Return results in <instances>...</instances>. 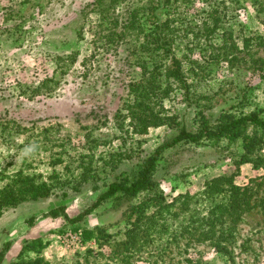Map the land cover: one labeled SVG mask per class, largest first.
<instances>
[{
	"label": "rangeland",
	"instance_id": "obj_1",
	"mask_svg": "<svg viewBox=\"0 0 264 264\" xmlns=\"http://www.w3.org/2000/svg\"><path fill=\"white\" fill-rule=\"evenodd\" d=\"M94 1L0 0V189L20 172L55 186L49 197L4 208L0 250L9 247L0 264L37 257L42 264H231L215 245L218 235L210 237L230 226L233 238L222 244L235 264H264V160L240 165V142L178 143L165 150L154 174L164 202L144 206L139 224H134L138 199H108L75 224L44 216L60 205L70 217L83 212L104 184L132 174L140 158L172 141L180 128L132 131L135 95L129 84L143 76L139 58L149 52L130 34L134 31L127 35L129 42L95 37L106 19L86 8ZM210 1L168 4L177 35L186 33L178 38L176 54L193 90L204 98L206 114L217 118L223 111L262 110L264 118V43L258 39L264 38V0H224L222 26L207 38L202 25L195 37L185 29L221 19L223 10L211 9ZM226 31L235 37L238 51L224 46ZM247 37L254 40L245 47ZM164 106L194 129L195 110L180 92L166 98ZM127 150L131 157L123 156L111 173L105 166L109 155ZM258 154L264 157V148ZM87 165L102 179L72 189ZM222 175L234 176V184L247 190L246 197L235 198L249 209L241 213L233 207L224 215L234 226L216 220L210 229L208 209L226 202L229 193L208 198L203 186ZM36 243L42 244L39 254L29 248Z\"/></svg>",
	"mask_w": 264,
	"mask_h": 264
},
{
	"label": "trees",
	"instance_id": "obj_2",
	"mask_svg": "<svg viewBox=\"0 0 264 264\" xmlns=\"http://www.w3.org/2000/svg\"><path fill=\"white\" fill-rule=\"evenodd\" d=\"M203 1L208 2L210 0ZM162 3L163 14L160 11ZM169 3H171V0H95L86 8L91 7V11L96 10L101 17L103 15V19H106L104 25H100L102 29H97L95 37L106 39L108 43L120 42V40L129 42L130 40H126L127 35L130 31H134L130 34L134 36L135 40L141 41L140 48L143 51L149 52L146 58L142 60L139 58V65L143 68V76L138 81L129 84V93L135 95V98L133 97V111L129 112L132 131L147 133L151 127L160 125L173 127L179 125L177 136L172 141L164 142L154 153L140 158L132 174L115 176L114 180L104 184L106 188L98 196L97 200L75 217H70L66 212V207L63 205L51 209L44 216L54 218L62 216L70 223L75 224L92 214L108 199L113 198L118 203L138 199L139 203L135 205V208L136 212H139V218L134 224H139L144 215V206L158 205L164 202L154 174L162 153L178 143L198 144L211 142L215 144L224 140L229 143L240 142L242 147L240 165L250 162H254L255 165L259 159L264 160V157L258 154L264 148V118L261 116L262 110H255L246 114L223 111L217 118H212L209 114H206L207 107L202 102L204 98L193 90L183 63L176 54L178 38L186 37V33L177 35L176 26L168 13ZM210 4L211 9L220 8L223 10L221 19L220 16L213 18L211 21L205 19L201 24H195L190 26L189 29H185L187 32L191 31L194 33L195 37L200 35L199 32L202 25L205 26L204 30H207L205 34L207 38H210L222 26L221 21L225 17L224 11L227 8L224 0H212ZM223 36L226 48L239 50L235 37L231 32L226 31ZM258 39L261 40V43H264L262 36H258ZM253 40V37L245 38L244 46L248 47ZM177 91L181 93L187 106L195 110V116L192 119L194 129L190 130L185 123H180L179 114L168 113L164 106V100ZM131 151L112 153L109 155L110 157L112 156L110 162H105V166L110 165L112 173L122 161L123 156L125 158L131 157L129 156ZM233 177L232 175H222L206 181L203 186L204 196L208 198H212L218 193H229V198L226 202L216 203L208 209L206 218L210 219V226H208L210 229L214 227L216 220L218 222L227 221L231 223L233 220H228L224 214L233 207L238 209L236 210L237 212L241 213L249 209V204L247 205L246 201L240 203L235 198L236 196L246 197L247 190L244 189L242 192L241 188L234 184ZM89 179L97 181L102 179L91 165L84 166L77 182L71 188L79 190ZM67 183L62 182V186ZM54 188L55 186L51 183L37 181L35 177L20 172L11 183L0 189V216L5 207H14L25 201H35L49 197L53 193ZM94 188L100 189V186L95 184ZM34 220L35 218H31L28 221L30 227L33 226ZM232 224L233 226L235 225L233 222ZM229 228V230L219 233L210 232V237L213 238L215 234L218 235L215 243L218 251L229 255L231 264H235L227 246L222 244L224 240L229 241L233 238L232 226ZM91 234L88 232L87 237L91 236ZM40 245L42 246L40 243L32 244L29 248L39 254ZM8 247L7 245L0 250V263L4 260ZM42 261H44L42 258L37 257L27 261H17L13 264H42Z\"/></svg>",
	"mask_w": 264,
	"mask_h": 264
}]
</instances>
